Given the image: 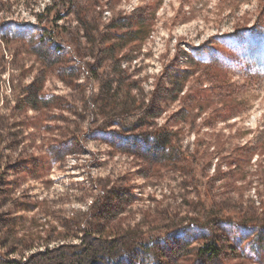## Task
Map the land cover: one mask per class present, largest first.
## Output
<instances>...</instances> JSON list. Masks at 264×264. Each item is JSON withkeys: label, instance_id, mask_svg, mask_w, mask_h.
<instances>
[{"label": "rangeland", "instance_id": "obj_1", "mask_svg": "<svg viewBox=\"0 0 264 264\" xmlns=\"http://www.w3.org/2000/svg\"><path fill=\"white\" fill-rule=\"evenodd\" d=\"M69 1L0 0V264H264V0Z\"/></svg>", "mask_w": 264, "mask_h": 264}, {"label": "trees", "instance_id": "obj_2", "mask_svg": "<svg viewBox=\"0 0 264 264\" xmlns=\"http://www.w3.org/2000/svg\"><path fill=\"white\" fill-rule=\"evenodd\" d=\"M67 4L69 7L71 5V0ZM141 26L142 27H140L139 30L132 31V32H134L133 34H139L147 28L146 25L142 24ZM212 50H213V52L211 55H209V60H208L210 66H213L214 64H216L217 62H219L225 58H228L230 61H233L236 58V56H235L236 52H234V51L231 52V54L229 55L228 54L229 52L227 50H223L221 52H220L219 48H213ZM226 52H227V55H226ZM187 71L188 70H186V72ZM225 82L226 83H220V82H218V84L216 83V85L214 86V89L221 87V88H224L225 90L229 91L230 87L232 86V83H230L227 80H225ZM33 93H34L33 97H29L27 100H32V99L35 100L36 97L39 95L38 90H36V89L33 91ZM217 93H219V92H217ZM197 96H198V94H197ZM188 101L190 102L189 103V106L191 107L190 111L192 112V114H195L194 106L191 103L192 99H188ZM188 101H187V103H188ZM151 106L154 109L157 108L156 105H151ZM22 110H26V108H23ZM144 114H146L145 117H143L142 119L137 121V123L134 125L135 126L134 128H130L128 130V132L125 130V133H129L130 135L124 139L123 144H126L131 151L135 152V154L142 155L145 158H151V160H149L150 162L158 163L162 160H165L167 158V156H170L168 154L173 149H176L172 145V142H173L172 135H176L178 129H176L173 132L170 129H168L167 126L153 127L157 123L151 124L147 120L151 115L150 109L148 108ZM152 116L154 118L158 117V115H155V114ZM142 128H147V129H145L143 131ZM150 128H153L152 132L148 131ZM123 129H126V128L123 127ZM139 129L141 130L139 133H133ZM112 132H116V131H112ZM15 144H17V143H15ZM168 147H170V148H168ZM16 149H18V147H16ZM176 150H177V153L179 154V156L181 155L183 157V159L185 161H187L186 159H188V157L184 156L183 153H180L179 149H176ZM0 156H1V154H0ZM164 156H166V157H164ZM38 160H39V158L33 157V156L30 159L25 158V159L16 160L15 161V168H18L19 172L22 173L23 176H25L27 174H37L38 173V166H39ZM152 160H155V161H152ZM15 181L16 180L10 181V183H7V184L13 185V183ZM120 193H123V191H120ZM123 196H124L123 194H119L116 197L114 195H112V196H110V198H108V201L107 200L104 201L105 203H104V206L102 207V210H101L102 212L100 213L101 217L106 218L107 215L110 212H112L113 210H119L121 208V206L123 205V200H122ZM201 250L203 252L206 250L209 251L208 254L211 255V258H215L219 254V250L217 249L216 243H212L211 245H206ZM262 252H264V251H262ZM263 261H264V258L262 259V262Z\"/></svg>", "mask_w": 264, "mask_h": 264}]
</instances>
